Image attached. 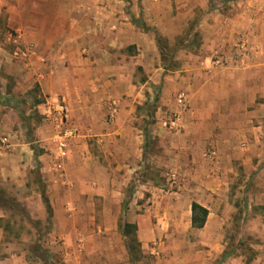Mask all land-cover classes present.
Returning a JSON list of instances; mask_svg holds the SVG:
<instances>
[{
    "label": "crops",
    "instance_id": "crops-1",
    "mask_svg": "<svg viewBox=\"0 0 264 264\" xmlns=\"http://www.w3.org/2000/svg\"><path fill=\"white\" fill-rule=\"evenodd\" d=\"M51 1L38 0V26L52 27L57 36L49 51L39 54L40 68L26 66L43 97L35 107L49 118L51 104L65 103L71 123L80 128L78 138L88 140H80L77 149V138L67 156L59 158L51 146L50 127L41 131L43 144L38 145L32 136L23 145L9 134L3 136L7 149L12 148L0 149V192L18 206L29 226L28 241L34 237V242L24 245L26 238L10 236L16 209L0 206V264H30L26 255L31 257L36 245L55 256L60 239L66 249L69 235L78 232L76 220L88 218L77 209L78 199L105 204L100 218L109 225L104 233L116 235L117 196L131 185L145 155L137 114L156 102L157 115L160 109L175 112L179 92L188 99L179 129L169 130L158 121L151 134L163 143L161 165L176 162L180 181L169 194L160 193L151 181L140 187L155 198L150 213L158 216L164 209L177 215V222L182 219V228L175 224L167 233L193 236L185 264H236L237 257H244L237 253L244 246L250 253L244 263L254 260L257 253L251 247L264 251V0H245L227 13L208 11V0H181L187 15L203 14L184 41L187 46L167 53L156 37L141 33V21L133 20L134 28L112 0ZM168 22L177 25L174 19ZM195 37L199 45L190 51L188 43ZM220 51L236 54L235 64L211 65L210 57ZM111 108L117 114L109 120ZM209 151L215 156L207 157ZM6 181L28 188L22 202L1 187ZM167 201L170 205L162 208ZM193 202L208 211L200 228L192 226ZM144 217H135V232L143 244L146 235L165 233L156 224L150 233ZM41 220L43 233L37 228ZM233 235L239 236L231 240Z\"/></svg>",
    "mask_w": 264,
    "mask_h": 264
},
{
    "label": "rangeland",
    "instance_id": "rangeland-1",
    "mask_svg": "<svg viewBox=\"0 0 264 264\" xmlns=\"http://www.w3.org/2000/svg\"><path fill=\"white\" fill-rule=\"evenodd\" d=\"M112 1L122 6L128 15V22L134 28L137 26L133 20L141 21V33H149L156 37L158 46L166 53L181 46H187L184 41L194 33L203 14L201 11H193L187 15V11L184 9L185 5L181 0ZM244 1L208 0V11L218 10L221 13H227L233 6ZM41 17L38 0H0V139L9 134L14 138L13 142L19 145L26 144L27 139L31 136L34 145L43 144L41 131L45 127H50L53 132L52 121L40 115L35 107L36 100H42L43 97H39L40 90L26 69V66L34 70L41 67L42 60L39 58V54L46 50L49 51L53 44L52 41L57 36L52 27L40 28L38 26ZM169 19H174L177 25L169 23ZM156 21L159 22V25H155ZM183 22L186 24L184 25ZM160 29L165 35L160 33ZM199 40V37H195L194 41L188 43L190 51L195 50L199 45ZM155 95L157 96L156 92L154 98ZM154 101L152 98V102ZM159 105L157 102L149 104L144 108V111L137 114L136 126L139 127L144 137L145 155L139 163V170L133 174L131 185L126 186L117 196L119 202L115 205L119 206V216L116 235L104 233V227L109 225V222L103 217L100 218L105 204L95 200L85 202L78 199L77 209L86 213L88 218L76 220L74 226L78 232L69 235L66 240V249L62 244L63 239L56 241L58 248L52 253L55 256L51 257L40 245L33 246L34 250L30 252L31 257L26 255L30 264H47V262H51V264H185L189 262L187 261L188 245L193 236L185 234V232L167 233V230L171 231L168 227L174 229L173 225L175 224L178 225V228H182V219H178L177 222V217H175L177 215H174L173 212L170 215L165 214L164 209L160 210L158 216L156 213L155 215L151 214L150 212L156 208L155 198L153 194L148 193L149 189L140 188L151 181L154 186L160 189V193L169 194L177 189V184L180 181V170L176 162L168 160L165 166L161 165L165 156L161 147L163 143L160 145L159 140L151 134L152 125L158 121L168 129L167 122L174 113L173 110L160 109L159 115H157ZM80 140L81 143H87L88 138L79 137L75 143L77 149L81 146ZM163 140L166 142V137ZM10 148L12 147L9 146L7 149V146L2 145L0 141L1 151ZM170 172L177 174V179L173 184L167 180L166 174ZM1 187L14 194L20 201L29 192L27 187L22 188L15 185L11 187L7 181L3 182ZM35 190L37 193V187ZM139 191L141 194L137 193ZM165 205H170V203L167 201V204H163L162 208L163 206L165 208ZM33 206L37 212L36 204ZM182 210L178 212L182 213ZM19 211V208L16 209L15 216L11 220V229L8 232L12 237L26 238L25 241H22L25 245L26 242H34V237L28 241L30 239L29 226L23 222ZM36 212L35 215H37ZM137 215L145 216L144 221L150 233H152L150 228L155 224L164 228L165 233L146 235L145 238L143 237L145 242L143 244L135 232V217ZM41 221L43 223L37 228L43 233L45 230L44 220ZM87 222L90 224L85 225L84 223ZM125 224H128L127 227ZM235 229H238L237 225ZM235 236H231V240ZM238 236L236 237L238 238ZM241 242L246 245L249 243L247 240ZM251 248L256 251L257 256L247 264H264V251L256 246ZM237 253H244V257L242 260L237 257L236 264H246L244 263L245 257L250 256L248 246L242 247ZM217 261L218 259L212 262Z\"/></svg>",
    "mask_w": 264,
    "mask_h": 264
},
{
    "label": "built area",
    "instance_id": "built-area-1",
    "mask_svg": "<svg viewBox=\"0 0 264 264\" xmlns=\"http://www.w3.org/2000/svg\"><path fill=\"white\" fill-rule=\"evenodd\" d=\"M237 61V55H228L225 52H215L210 57V63L216 67H225L235 64ZM177 110L169 118L167 122V127L169 130H177L182 122V115L188 107L187 95L184 92H179L175 98ZM117 114L115 108L109 109L107 118L109 120L113 119ZM50 120L53 124V134L51 137V146L56 151L59 158H65L69 152L72 142H74L79 136V130L76 126L71 123L69 116V109L65 103L56 101L50 106ZM2 145H7L8 140L3 137L1 140ZM207 157L215 156L214 151H209L205 154ZM167 180L173 184L177 179V174L175 172L167 173Z\"/></svg>",
    "mask_w": 264,
    "mask_h": 264
},
{
    "label": "trees",
    "instance_id": "trees-1",
    "mask_svg": "<svg viewBox=\"0 0 264 264\" xmlns=\"http://www.w3.org/2000/svg\"><path fill=\"white\" fill-rule=\"evenodd\" d=\"M47 203V201H46ZM10 206V208H15L17 209L18 206H16L13 202H8L7 199L5 197H3L1 195L0 192V206ZM47 207L49 209V206L47 204ZM191 211H192V226L195 228H200L204 225L205 221H206V217L208 214L207 209L201 207L200 205H198L197 203L193 202L191 204ZM128 224H125V227H127Z\"/></svg>",
    "mask_w": 264,
    "mask_h": 264
},
{
    "label": "water",
    "instance_id": "water-1",
    "mask_svg": "<svg viewBox=\"0 0 264 264\" xmlns=\"http://www.w3.org/2000/svg\"><path fill=\"white\" fill-rule=\"evenodd\" d=\"M136 24H139L138 22H136Z\"/></svg>",
    "mask_w": 264,
    "mask_h": 264
}]
</instances>
